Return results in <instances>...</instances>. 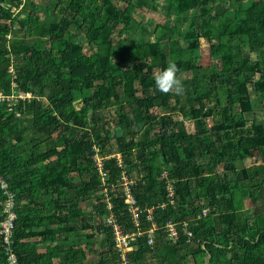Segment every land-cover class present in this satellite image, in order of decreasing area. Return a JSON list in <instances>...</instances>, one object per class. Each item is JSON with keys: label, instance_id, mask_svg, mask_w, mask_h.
Instances as JSON below:
<instances>
[{"label": "trees", "instance_id": "trees-1", "mask_svg": "<svg viewBox=\"0 0 264 264\" xmlns=\"http://www.w3.org/2000/svg\"><path fill=\"white\" fill-rule=\"evenodd\" d=\"M137 9L165 23L137 22ZM170 63L190 75L179 94L156 86ZM0 94L19 264H117L95 149L124 232L122 172L139 207H154L153 248L137 238L134 264H264V0H0ZM254 154L260 165L237 173ZM167 183L175 204L161 209ZM167 221H188L192 238L168 240Z\"/></svg>", "mask_w": 264, "mask_h": 264}, {"label": "built area", "instance_id": "built-area-1", "mask_svg": "<svg viewBox=\"0 0 264 264\" xmlns=\"http://www.w3.org/2000/svg\"><path fill=\"white\" fill-rule=\"evenodd\" d=\"M21 6L18 8L20 9ZM18 9H13L14 13L18 12ZM10 36H8L9 38ZM20 99L31 98L30 94H19L17 96ZM5 98L0 94V101H3ZM6 100L15 102L16 97L10 95L6 98ZM97 149H95L94 153V161L98 168L100 174V181L104 186L101 194L104 196V203L106 204L107 210L110 212V215L107 218V223L111 225L112 228V236L113 242L115 245V250L117 252V264H134L130 261L128 255L135 250V243L137 238L141 235L145 234L147 236V244L150 248H153L154 239L156 237V233L159 229L155 218H154V207L150 208H140L134 194L130 188L133 183L130 178H128L125 172L121 173V197L123 199V203L126 206L127 212L130 215L131 223L133 224V229L130 232H124L120 225L116 223L112 212V205L110 203L109 195L107 193V187H105V181L107 179L106 174L102 170V159L97 155ZM111 157H115L117 159V164L119 166L122 165L119 155H112ZM162 176H166L165 173ZM169 182V181H168ZM0 191L4 196L3 201L0 203L1 205V221H0V240L2 244V250L6 258V264H19L15 250L13 248V231H14V222L16 220V202L14 194L9 191L8 185L3 177L0 176ZM166 201L161 203L159 207L161 209L166 208L168 206H173L175 204V193L172 185L167 183L166 185ZM205 214V211H203ZM145 221L149 227L146 229L142 228V221ZM163 231L168 240H176L179 235V231L186 235L187 238H192V232L188 230V221L183 222H173L167 221L163 225Z\"/></svg>", "mask_w": 264, "mask_h": 264}, {"label": "rangeland", "instance_id": "rangeland-1", "mask_svg": "<svg viewBox=\"0 0 264 264\" xmlns=\"http://www.w3.org/2000/svg\"><path fill=\"white\" fill-rule=\"evenodd\" d=\"M36 2L38 4H41V5L47 4V0H36ZM133 18L137 22L146 21L147 19H154L155 22H157V23H165V17L163 16L162 13L158 12L157 10L150 11V10H145V9H137V11H135V13L133 14ZM76 36H77V41L82 43L83 42V38H82L81 34L78 32V33H76ZM113 39H114V41H117L115 35H114ZM202 44H206V42L202 41ZM203 51L204 50L201 51L200 63H201V65L203 67H207L211 63V60H209L208 56H203L204 55ZM84 53L89 54L88 49H84ZM212 61H214V60H212ZM179 77H180V80H182V79L187 80L190 77V75L182 74ZM252 99H255L253 97V95H252ZM105 113H106V115H104L105 120L106 121H110L111 118L113 117V110L109 109L108 111H105ZM256 113H257V116H260L259 115V113H260L259 109L256 110ZM187 129L190 131L191 130V126L188 125ZM255 164H257V165L259 164L260 165L259 158H258V156L256 154H254V156L251 159H248V160H246L244 162L236 161L235 162V167L237 169V173L239 172L240 169H245V170H247L249 172H253L255 166H257ZM218 174L222 175L221 169L218 170ZM261 177H260V179H263V177L262 178ZM250 206H251V203L246 201V208H250ZM93 242H94L93 247L96 248L99 244H97V240L96 239H94ZM89 257H91L90 259H92V255L89 256Z\"/></svg>", "mask_w": 264, "mask_h": 264}, {"label": "clouds", "instance_id": "clouds-1", "mask_svg": "<svg viewBox=\"0 0 264 264\" xmlns=\"http://www.w3.org/2000/svg\"><path fill=\"white\" fill-rule=\"evenodd\" d=\"M177 71L178 66L175 63H170L156 77V86L165 92L170 90H175L178 94L183 92L185 86L177 77Z\"/></svg>", "mask_w": 264, "mask_h": 264}, {"label": "crops", "instance_id": "crops-1", "mask_svg": "<svg viewBox=\"0 0 264 264\" xmlns=\"http://www.w3.org/2000/svg\"><path fill=\"white\" fill-rule=\"evenodd\" d=\"M38 252H40V253H44L45 252V244H43V243L39 244V250H38ZM90 258L91 257H87V261H85L82 264H88ZM53 264H59L58 263V259L53 260Z\"/></svg>", "mask_w": 264, "mask_h": 264}]
</instances>
